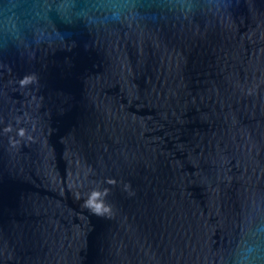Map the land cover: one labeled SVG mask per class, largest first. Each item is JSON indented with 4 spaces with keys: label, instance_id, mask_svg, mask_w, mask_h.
I'll return each instance as SVG.
<instances>
[{
    "label": "water",
    "instance_id": "95a60500",
    "mask_svg": "<svg viewBox=\"0 0 264 264\" xmlns=\"http://www.w3.org/2000/svg\"><path fill=\"white\" fill-rule=\"evenodd\" d=\"M260 223L264 0H0V264H234Z\"/></svg>",
    "mask_w": 264,
    "mask_h": 264
},
{
    "label": "clouds",
    "instance_id": "9594fccd",
    "mask_svg": "<svg viewBox=\"0 0 264 264\" xmlns=\"http://www.w3.org/2000/svg\"><path fill=\"white\" fill-rule=\"evenodd\" d=\"M38 83V76L36 73H29L22 76L19 80V87L25 88L29 84ZM12 126L5 127V132H10ZM17 136L24 137L25 129L19 128ZM10 142L11 139H10ZM107 184L115 185L117 181L114 178H107ZM124 190L128 194L134 195L130 183L124 184ZM109 195L107 188H93L83 199L82 207L88 209L93 215L99 217H111L113 215V208L110 204L105 202V198ZM80 196L77 194V199ZM264 257V223L257 224L255 229L249 235L242 238L236 248L234 264H260L261 258Z\"/></svg>",
    "mask_w": 264,
    "mask_h": 264
}]
</instances>
